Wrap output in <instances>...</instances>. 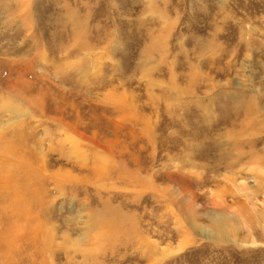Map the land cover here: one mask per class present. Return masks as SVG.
I'll use <instances>...</instances> for the list:
<instances>
[{
    "label": "rangeland",
    "instance_id": "obj_1",
    "mask_svg": "<svg viewBox=\"0 0 264 264\" xmlns=\"http://www.w3.org/2000/svg\"><path fill=\"white\" fill-rule=\"evenodd\" d=\"M0 264H264V0H0Z\"/></svg>",
    "mask_w": 264,
    "mask_h": 264
}]
</instances>
